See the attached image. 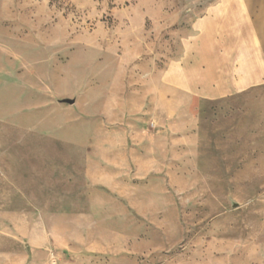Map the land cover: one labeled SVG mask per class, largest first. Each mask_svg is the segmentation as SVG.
<instances>
[{"label": "rangeland", "instance_id": "rangeland-1", "mask_svg": "<svg viewBox=\"0 0 264 264\" xmlns=\"http://www.w3.org/2000/svg\"><path fill=\"white\" fill-rule=\"evenodd\" d=\"M219 1L0 0V170L34 199L6 189L0 264H264V78L202 97L185 49Z\"/></svg>", "mask_w": 264, "mask_h": 264}, {"label": "crops", "instance_id": "crops-1", "mask_svg": "<svg viewBox=\"0 0 264 264\" xmlns=\"http://www.w3.org/2000/svg\"><path fill=\"white\" fill-rule=\"evenodd\" d=\"M263 20L252 11L248 0H221L212 5L207 13L198 20L195 32V49H186V54L200 52L196 65H190L194 71L191 79H195L197 90H201L202 78L206 79L211 88L210 93H202V97L214 98L241 91L247 88L253 79L264 78V28ZM193 66V68H192ZM180 83L188 77L181 75ZM52 174V172H51ZM24 178V179H23ZM23 179V180H22ZM20 190L13 186L11 174L0 170V189L4 190L3 198L0 197V211L8 212L7 190L12 187L21 191L20 204L26 207L15 209L18 212L25 210L27 204L33 203L28 195L27 179L20 178ZM9 192V191H8ZM32 201V202H31ZM36 209L54 211V206L61 203L45 196L35 198ZM16 211V212H17ZM19 219V218H18ZM22 225L23 219H19Z\"/></svg>", "mask_w": 264, "mask_h": 264}]
</instances>
